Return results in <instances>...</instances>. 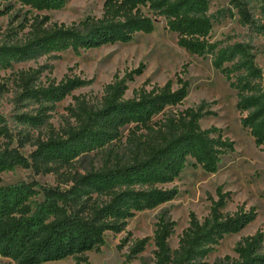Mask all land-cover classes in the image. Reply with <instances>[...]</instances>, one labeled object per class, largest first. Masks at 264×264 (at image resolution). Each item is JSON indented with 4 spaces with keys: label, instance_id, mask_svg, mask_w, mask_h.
Listing matches in <instances>:
<instances>
[{
    "label": "trees",
    "instance_id": "obj_1",
    "mask_svg": "<svg viewBox=\"0 0 264 264\" xmlns=\"http://www.w3.org/2000/svg\"><path fill=\"white\" fill-rule=\"evenodd\" d=\"M15 1L43 11L61 9L68 0ZM229 3L236 10L239 23L249 30V37L264 32V0ZM158 18H164L168 30L177 34V44L187 52L197 56L212 54L213 66L228 80L233 73L238 74L230 86L238 92L241 124L257 146H264V70L256 62L253 39L226 47L211 42L209 0H105L101 17H88L70 26L54 23L47 27L45 16L31 24L26 41L0 44V67L54 50L72 49L79 53L126 43L137 33L153 32ZM39 72L28 70L21 76L18 101H61L87 83L78 76H67L43 85L37 83ZM140 73L141 69H136L122 78L115 75L105 86L99 104L75 97L76 103L70 108L74 123L60 132L38 137L31 142L35 149L29 155L20 150L28 139L11 145L13 135L0 113V137L6 139L0 149V172L19 166L36 175L53 174L59 181L57 185L34 179L0 184V256L11 258L16 264H41L67 257L82 264L87 261L86 252L104 245L107 232L120 233L136 212L173 199L177 188L160 185L175 181L189 158L194 160V166L215 173L222 155L234 150V141L219 128L200 126L201 117L213 113L205 110L204 105L187 108L155 128L153 117L169 106L181 104L187 96L189 81L177 75L176 82L170 79L163 86L141 87L132 98H125L127 80ZM41 109L36 115L23 112L16 118L24 124H41L45 115ZM130 124L135 130H143L144 137L153 135L152 139L134 145L128 159L122 155L112 159L108 152L100 167L73 169L76 158L111 145L120 136L121 128ZM39 195L41 199L37 198ZM217 196L202 221L190 214L189 225L174 251L169 238L175 222L166 215L158 218L153 235V264H208L206 259L215 245L225 235L241 231L256 216L253 207L246 210L241 206L232 214L223 212L231 197L223 186L217 188ZM149 240L135 239L125 261L136 259ZM263 242L261 230L243 238L235 247L238 257L231 264H264Z\"/></svg>",
    "mask_w": 264,
    "mask_h": 264
},
{
    "label": "rangeland",
    "instance_id": "obj_2",
    "mask_svg": "<svg viewBox=\"0 0 264 264\" xmlns=\"http://www.w3.org/2000/svg\"><path fill=\"white\" fill-rule=\"evenodd\" d=\"M105 0H68L58 10L38 11L22 5L15 0H1L0 44L21 43L28 39L31 24L48 17L45 26L54 23L70 26L88 17H101ZM230 0H209V13L212 16L213 29L211 42H218L219 47L233 45L236 42L253 39L257 64L264 70V32L249 37V30L239 23L237 12L230 5ZM213 55L197 56L190 54L177 44V34L166 27L164 18H158L151 33H137L126 43H114L80 50H54L46 53L13 61L7 67H0V113L5 117L7 126L13 135L12 146L18 140L28 139L20 150L29 155L35 147L31 144L38 137H45L51 131L60 132L74 123L70 108L76 103L75 97H83L91 104H99L105 86L136 69L132 80H127L125 98H132L134 91L145 87L163 86L168 80H177V75L189 81L186 98L176 106H169L155 115L152 125L159 128L164 121L187 108L204 105L211 114L201 117L199 123L203 129L219 128L223 135L234 141V150L222 155L218 170L207 173L200 166H194L189 158L180 176L172 183L160 185L164 188L176 187L177 195L152 209L138 211L131 217L124 231L107 232L105 243L99 250L84 254L87 258L82 264H153L155 246L153 235L155 224L161 215L175 222L169 245L172 251L179 245V237L189 225L190 214H195L200 221L206 217L216 200L217 188L231 192L230 200L222 209L225 213H234L238 207L246 210L254 208L256 216L247 226L237 233L225 235L214 250L208 255V264H231L237 257L235 247L243 238L264 232V146H257L249 131L241 124V114L237 109V89L230 86L236 82L235 72L228 80L213 66ZM184 65L185 71L183 70ZM226 65L230 66V63ZM40 70L37 83L47 85L50 81H61L67 76H78L87 83L74 89L61 101H37L33 99L18 101L21 92L20 78L28 70ZM177 85L174 84V87ZM43 108V109H41ZM42 110L44 122L38 125L24 124L16 116L23 112L36 115ZM143 130H135L130 124L121 128L120 136L111 145L80 155L73 162V169L84 171L91 167H100L107 159V153L113 159L122 155L128 159L130 150L142 140L152 139L153 135H141ZM145 133V132H144ZM143 133V134H144ZM6 139L0 137V149ZM37 180L46 185H57L53 174H34L30 169L15 167L0 172V184H11L22 180ZM41 199L42 196L37 197ZM149 237L145 250L136 259L125 261L130 246L137 238ZM123 240H126L123 244ZM123 244L119 248V244ZM264 252V242H263ZM0 264H16L11 258L0 256ZM41 264H76L73 257Z\"/></svg>",
    "mask_w": 264,
    "mask_h": 264
}]
</instances>
